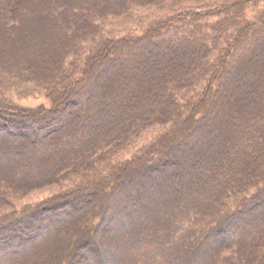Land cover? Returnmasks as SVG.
Here are the masks:
<instances>
[{
	"label": "trees",
	"instance_id": "1",
	"mask_svg": "<svg viewBox=\"0 0 264 264\" xmlns=\"http://www.w3.org/2000/svg\"><path fill=\"white\" fill-rule=\"evenodd\" d=\"M167 1L0 0V264H264V0Z\"/></svg>",
	"mask_w": 264,
	"mask_h": 264
},
{
	"label": "rangeland",
	"instance_id": "2",
	"mask_svg": "<svg viewBox=\"0 0 264 264\" xmlns=\"http://www.w3.org/2000/svg\"><path fill=\"white\" fill-rule=\"evenodd\" d=\"M189 0H177V4L171 3V1H167L165 4L154 7L149 6L148 8L143 9H137L132 14H128L127 16L123 17H114V18H108V21L105 25H103V28L105 29L107 35L106 37H109L108 31L111 32L112 37H118L125 34V31L127 28H129V31L131 33L134 32V28L136 27L139 20L143 19V17L148 16L151 18H160L164 17L169 13L174 12L177 9H182L185 3H187ZM194 1V0H191ZM254 16V14H253ZM150 19V18H149ZM212 19L209 20L211 22ZM136 32H138V28L136 29ZM16 103L19 106L23 107H38V106H45L47 107L48 104L45 101V99L41 96H34V97H27V98H18L16 100ZM66 104V103H65ZM64 104V105H65ZM163 127H152L148 129L142 137H140L136 143H135V150L138 152L141 148V146L149 143L156 134L163 131ZM134 178V177H133ZM56 187H43L36 190H33L32 192L28 193L26 196H24L22 199H20L18 202L19 204H35L38 203L50 196L55 195ZM21 198V197H20ZM117 210V209H116ZM114 212V211H113ZM112 214V212H111ZM111 214L108 215V220H111ZM107 220V221H108Z\"/></svg>",
	"mask_w": 264,
	"mask_h": 264
}]
</instances>
